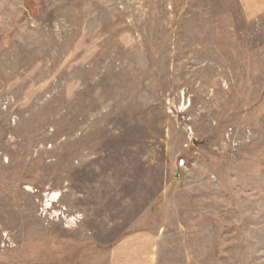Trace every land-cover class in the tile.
Returning <instances> with one entry per match:
<instances>
[{
  "label": "rangeland",
  "instance_id": "obj_1",
  "mask_svg": "<svg viewBox=\"0 0 264 264\" xmlns=\"http://www.w3.org/2000/svg\"><path fill=\"white\" fill-rule=\"evenodd\" d=\"M263 214L264 0H0V264H264Z\"/></svg>",
  "mask_w": 264,
  "mask_h": 264
},
{
  "label": "crops",
  "instance_id": "obj_2",
  "mask_svg": "<svg viewBox=\"0 0 264 264\" xmlns=\"http://www.w3.org/2000/svg\"><path fill=\"white\" fill-rule=\"evenodd\" d=\"M263 216H264V214H263ZM230 224L233 226V221H231ZM261 235H262V237H264V232H262ZM244 244L246 245V244H249V243H244ZM232 245H233V248H234L235 243H234L233 240L230 239V260H234L233 257H232V254H233ZM239 251H242V249H239Z\"/></svg>",
  "mask_w": 264,
  "mask_h": 264
},
{
  "label": "built area",
  "instance_id": "obj_3",
  "mask_svg": "<svg viewBox=\"0 0 264 264\" xmlns=\"http://www.w3.org/2000/svg\"><path fill=\"white\" fill-rule=\"evenodd\" d=\"M176 165L178 168H184L187 166L185 157L181 156L177 159Z\"/></svg>",
  "mask_w": 264,
  "mask_h": 264
},
{
  "label": "water",
  "instance_id": "obj_4",
  "mask_svg": "<svg viewBox=\"0 0 264 264\" xmlns=\"http://www.w3.org/2000/svg\"><path fill=\"white\" fill-rule=\"evenodd\" d=\"M196 142V141H195Z\"/></svg>",
  "mask_w": 264,
  "mask_h": 264
}]
</instances>
